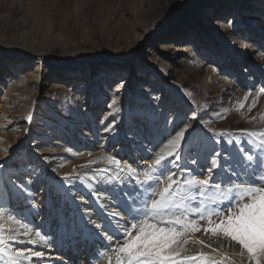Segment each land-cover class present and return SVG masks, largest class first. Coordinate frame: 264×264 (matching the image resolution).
Segmentation results:
<instances>
[{
  "label": "rangeland",
  "instance_id": "rangeland-1",
  "mask_svg": "<svg viewBox=\"0 0 264 264\" xmlns=\"http://www.w3.org/2000/svg\"><path fill=\"white\" fill-rule=\"evenodd\" d=\"M154 1L155 13L150 0H0V46L24 33L34 48L14 65L0 53V208L5 235H16L9 241L14 249L34 244L30 241L42 248L55 245V224L49 220L43 226L37 207L12 211L7 182L24 194V204L36 199L31 182L13 179L15 173L65 181L75 198L79 179L86 177L111 191L122 209L137 207L147 195L140 181L149 157L154 159L157 145L187 125L183 156L192 168L206 164L214 148L225 157L228 152L236 156L223 142L229 137L217 136L221 143L214 144L208 128L232 133L233 139L241 130H264V94L259 92L264 88V0ZM19 18L30 24L24 31L16 23ZM217 20L227 26L214 25ZM146 22L150 37L139 45ZM160 40L189 49L159 57L145 51ZM41 53L48 57L40 61ZM116 61L121 64H108ZM193 155L198 164H191ZM107 156L121 160L122 167L131 165L137 174L118 173ZM229 163L235 166L237 160ZM9 214L28 224L32 234L8 221ZM62 227L68 253L65 221ZM37 231L46 235L47 244L39 242ZM188 240L186 255L209 253L211 247L230 251L222 247L228 241L203 231L190 232ZM78 245L73 264H82L84 255L93 264H107L104 247L86 253L85 245Z\"/></svg>",
  "mask_w": 264,
  "mask_h": 264
},
{
  "label": "snow or ice",
  "instance_id": "snow-or-ice-1",
  "mask_svg": "<svg viewBox=\"0 0 264 264\" xmlns=\"http://www.w3.org/2000/svg\"><path fill=\"white\" fill-rule=\"evenodd\" d=\"M259 92L264 94V88ZM192 119H197L195 114ZM189 127L190 124L179 130L166 143L161 141L154 159L149 157L151 162L140 181L146 185L147 195L139 206L126 205L122 209L128 216L121 224L123 231L114 229V234L106 237L108 243L103 245L107 264H264V130H241L240 136L233 139L232 133H216L208 128L214 144L221 143L217 136L227 135L229 139L223 142L235 149L236 156L228 152L225 157L214 148L206 157V164L192 168L183 156ZM241 136L246 139H240ZM243 144L249 147L244 148ZM105 159L118 173H126L130 178L137 174L131 165L122 167V161L115 157ZM230 159L237 160L235 166L229 163ZM191 164H198L195 155L191 156ZM110 215L121 216V212L113 211ZM4 219L5 210L0 208V264H23L33 257H44L41 250L27 247L12 250L9 241L16 240V235H5ZM7 220L19 225L25 235L32 234L30 226L16 215L9 214ZM200 221H206L207 226L202 228ZM200 231L222 237L229 242L222 247L230 251H220L198 241L204 247H211V252L186 255L188 234ZM35 236L40 243H48L46 235L37 231Z\"/></svg>",
  "mask_w": 264,
  "mask_h": 264
},
{
  "label": "bare ground",
  "instance_id": "bare-ground-1",
  "mask_svg": "<svg viewBox=\"0 0 264 264\" xmlns=\"http://www.w3.org/2000/svg\"><path fill=\"white\" fill-rule=\"evenodd\" d=\"M153 2L155 1L150 0L152 12L155 13V10H153ZM219 3H221V0H219ZM26 20L24 18H19L16 21L19 26L18 28L22 31L27 29L26 27L28 22ZM148 23H144V28L147 27ZM214 25L218 27L227 26L220 20H217ZM147 31L148 30L146 28L145 32L143 34L141 33L142 36H140V40H138L140 42L139 45L150 37V34L147 33ZM33 49V45L28 42L25 34L20 33L10 36L9 39L4 42L2 46H0V53L7 54V61L14 65L23 62V55L32 54ZM184 49H189V46L179 48L173 40L168 42H162L160 40L156 44L152 41L151 48L145 49V51L155 56L158 55L159 57L161 55L174 56L177 52ZM40 57L41 61L42 58H47L48 55L41 53ZM114 58L116 60H122L121 57ZM108 64L119 66L121 62H108ZM53 84L54 88L58 87L57 81ZM12 176H14L13 179H21L20 181H30L33 190L36 192V199L34 203L28 206L23 202L25 199L24 194L19 193L17 189L12 187V182H7V187L9 188L8 200L9 204L13 208L12 211L30 212L34 207H37L39 209L40 223H43V226L47 225L49 220H53V225L55 224L52 231V233H54V247L42 248V246L35 243L29 244L27 248H31L32 250H41L45 253V255L43 258L33 257L32 261L23 262V264H59V261H63V263L66 264H73V258L75 257V254L78 253L76 245L79 244V247L85 245L86 253L91 251L89 249L93 246H97L93 247V251H98L99 247L101 248L104 244L108 243L106 238L107 235L114 234V229H119V231L122 232L123 228L121 227V224L128 220V218L123 214L122 208L115 195L112 194L111 191H105L101 185L91 183L86 177L79 179L81 189L76 195L77 198H75L73 196V192L69 189L65 181L38 178L34 177L32 174L20 176L15 173ZM125 184L126 182L123 183V186ZM117 188L118 190L122 189L120 184H117ZM124 196L128 198V193L124 192ZM113 211L121 212V216H111L110 213ZM63 221L66 222L68 231V235L64 238V240L69 241L68 246L70 247V251L68 253L66 250L67 246L65 245V242H63V238H61ZM107 224H110L111 226L109 227ZM7 226L8 227L6 229H9V224H7ZM41 228L42 227L40 226V229ZM95 241H100L102 244H96ZM11 248L12 250H17L24 249L26 247L17 246L14 249L11 246ZM25 254L28 253L26 252ZM86 257L87 255L83 256L82 264H93L94 261H88ZM95 257L96 256H93L92 259Z\"/></svg>",
  "mask_w": 264,
  "mask_h": 264
}]
</instances>
